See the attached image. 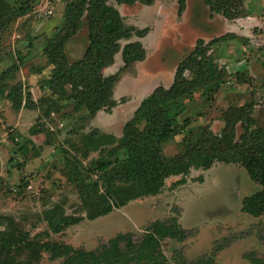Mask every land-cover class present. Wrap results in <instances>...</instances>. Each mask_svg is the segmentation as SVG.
<instances>
[{
  "label": "rangeland",
  "instance_id": "obj_1",
  "mask_svg": "<svg viewBox=\"0 0 264 264\" xmlns=\"http://www.w3.org/2000/svg\"><path fill=\"white\" fill-rule=\"evenodd\" d=\"M7 1L17 12L20 6L26 10L0 26V73L10 71L0 84V214L13 217L16 227L31 236L47 230L42 215L55 204L63 205L67 213L79 211L80 199L68 165L70 161L87 168L98 159V151L86 149V135L94 129L121 135L140 100L154 87L171 84L176 65L198 38L208 41L223 33L234 34L209 51L220 69L219 89L210 100L195 92L180 120L188 116L193 129L206 124L219 133L228 107L251 104L258 125L264 126V0H232L229 17L210 15L202 0H187L181 15L176 0H155L150 5L109 0L127 25L148 29L142 37L133 34L122 39L121 47L140 40L146 55L121 73L113 90L116 107L98 112L93 119L85 109L76 110L69 98L52 94L46 85L52 64L45 49L71 0ZM87 43L83 25L65 43L69 61L80 58ZM122 65L118 51L104 74ZM17 82L24 92L30 91L34 107L14 108L5 97ZM240 133L238 123L236 137ZM182 137L183 133L163 145L167 156L179 150ZM181 177L167 178L157 195L132 200L93 220L84 219L60 233H50L49 238L93 249L120 232L140 240L151 222L175 216L186 234L181 240L161 241L170 264H252L247 255L264 257V214L255 217L240 210L241 199L260 186L240 164L192 167L183 176L186 182L173 187ZM61 260L53 261L46 253L38 264Z\"/></svg>",
  "mask_w": 264,
  "mask_h": 264
},
{
  "label": "trees",
  "instance_id": "obj_2",
  "mask_svg": "<svg viewBox=\"0 0 264 264\" xmlns=\"http://www.w3.org/2000/svg\"><path fill=\"white\" fill-rule=\"evenodd\" d=\"M115 1L150 5L155 0ZM202 1L210 15L229 17L228 3L232 0ZM186 2L176 0L178 15L185 10ZM25 10L20 6L18 12L23 14ZM18 12L7 0H0V26L10 23ZM83 25L87 28L88 43L80 58L69 61L65 43ZM57 28L58 32L48 40L50 45L45 49L52 64L46 81L48 89L59 98L72 100L76 110L85 109L89 118L93 119L101 110L111 111L117 103L113 90L121 73L146 55L140 40L128 41L122 47L120 41L133 34L142 37L148 29L127 25L109 0H71L66 4L64 21ZM229 36L234 34L223 33L208 41L198 38L193 49L176 65L171 84L154 87L140 100L132 116L124 122L121 135L102 133L98 129L86 135V149L98 151V159L87 168L70 161L68 165L80 199L79 211L67 213L63 205L55 204L42 215L47 230L33 236L17 228L13 217L0 214V264H38L46 253L53 261L62 259L57 264H170L161 249V241L181 240L186 234L175 216L168 221L151 222L140 240H135L130 232H120L93 249L73 247L49 237L50 233H60L84 219L105 216L132 200L159 194L170 176L182 175L173 187L183 184L186 182L183 176L192 167L208 169L215 162L238 163L259 184L258 190L241 199L240 210L255 217L263 215L264 126L258 125L253 106L228 107L219 133L206 124L193 129L188 116L180 120L195 92L210 100L219 89L220 69L209 51ZM118 51L123 65L105 75L104 70L114 63ZM9 72L0 73V84ZM5 97L14 108H31L36 104L30 91L24 92L18 82L7 89ZM238 123L241 133L236 137ZM182 133L179 150L167 156L163 145ZM247 257L252 264H264V257L254 254Z\"/></svg>",
  "mask_w": 264,
  "mask_h": 264
},
{
  "label": "built area",
  "instance_id": "obj_3",
  "mask_svg": "<svg viewBox=\"0 0 264 264\" xmlns=\"http://www.w3.org/2000/svg\"><path fill=\"white\" fill-rule=\"evenodd\" d=\"M48 13H51V10H48Z\"/></svg>",
  "mask_w": 264,
  "mask_h": 264
},
{
  "label": "crops",
  "instance_id": "obj_4",
  "mask_svg": "<svg viewBox=\"0 0 264 264\" xmlns=\"http://www.w3.org/2000/svg\"><path fill=\"white\" fill-rule=\"evenodd\" d=\"M149 94V93H148ZM116 107V106H115ZM103 110L99 111V112H102ZM95 117V116H94Z\"/></svg>",
  "mask_w": 264,
  "mask_h": 264
}]
</instances>
